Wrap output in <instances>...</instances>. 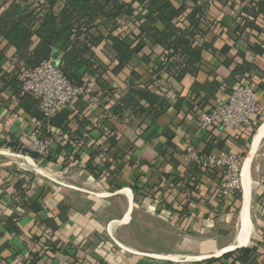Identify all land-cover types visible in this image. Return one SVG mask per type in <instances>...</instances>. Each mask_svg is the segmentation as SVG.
<instances>
[{"label": "crops", "instance_id": "crops-1", "mask_svg": "<svg viewBox=\"0 0 264 264\" xmlns=\"http://www.w3.org/2000/svg\"><path fill=\"white\" fill-rule=\"evenodd\" d=\"M13 1L0 0V12ZM197 2L205 11V20L199 23L205 34L196 45L201 49L206 43L209 49L202 50L200 71L181 82L159 70L166 55L162 47L150 38L139 39L137 29L125 24L117 33L137 48L132 68L138 77L131 76L129 68L115 72L118 62L100 49L98 56L108 68L103 79L113 95L105 97L102 87L93 82L99 101H92L94 96L75 100L66 107L70 116L61 129L28 114L13 93L0 92V264H29L34 259L37 264H198L243 249L235 246L213 256L235 245L243 192L240 201L234 193L225 197L224 170L190 174L185 158L190 151L243 158L251 152L257 131L250 139L246 128L202 130L200 123L217 99L227 100L237 88L240 79L232 70L243 63L257 66L248 74L264 108V15L239 34L245 20L242 0ZM191 12L189 7L183 13L182 25H189L186 18ZM156 26L163 28L161 22ZM0 49L6 56L0 69L23 73L25 65L16 60V49L1 37ZM55 54L60 61L59 52ZM153 71L159 80L155 81ZM146 87L169 105L155 123L144 124L134 109L113 114L116 99L133 88ZM33 132L44 137L59 134L51 160L23 152L28 150L27 135ZM9 143L17 144L11 148ZM29 159L35 167H30ZM261 180H254L252 168V232L244 247L255 250L250 264H264V176ZM192 181L194 188L186 186ZM150 210L169 219L171 231L177 233L166 245L168 252L159 250L158 241L148 251L146 243L130 238ZM234 227L236 235L228 244L195 240L196 235L225 238ZM180 235V240L175 239Z\"/></svg>", "mask_w": 264, "mask_h": 264}, {"label": "trees", "instance_id": "trees-1", "mask_svg": "<svg viewBox=\"0 0 264 264\" xmlns=\"http://www.w3.org/2000/svg\"><path fill=\"white\" fill-rule=\"evenodd\" d=\"M177 1L179 3L176 5L172 0L13 1L8 9L0 12V37L8 47L16 49V60L25 65V70L23 73L18 69L7 72L1 68L0 92L13 93L20 99V106L28 114L61 129L70 116L67 108H62L55 117L47 119L40 111L36 97L22 93V75L24 77L25 72L52 59L57 51L60 55V68L73 86L82 87L97 82L104 90L105 97L112 96L113 91L103 79L108 68L99 58L98 51L101 49L112 61L118 62L115 72L129 68L131 76L137 78L138 75L132 68L137 48L129 45L117 33L126 25L137 29L139 39L150 38L165 51V62L159 70L162 69L179 82L188 75L197 74L201 68L202 50L209 49L206 43L201 49L196 45L205 34L199 28L200 21L205 20V11L197 4L198 0ZM242 3L240 12L245 20L243 27H239V34H245L248 29L253 28L258 16L264 15V0H242ZM189 7L192 12L186 18L189 25L185 26L180 18ZM156 22H161L163 28L159 29ZM102 30H106L108 34L105 35ZM5 58V51L0 49V63ZM255 70L257 66L243 63L233 68L232 74L241 79ZM153 73L156 75L155 81L159 80L157 71ZM90 96L98 97L97 93L92 92L75 100L80 101ZM168 108L164 97L155 91L147 87L133 88L124 98L116 99L113 114L119 115L128 109H134L138 119H143L144 124L152 125ZM262 112L263 108L259 105L258 116L246 128L250 139L256 132L255 124L262 121ZM16 144L9 143L8 147L14 148ZM55 144L56 142L53 145ZM23 152L35 159L39 157L26 149ZM51 159L52 157L48 160ZM188 169V173L197 174L203 168L190 162ZM195 182L186 183V186L194 188L191 184ZM234 195L236 201H240L241 192L236 191ZM254 254L255 250L252 248L243 247L226 254L223 259H210L198 264H250ZM29 264H37V261L34 259Z\"/></svg>", "mask_w": 264, "mask_h": 264}, {"label": "built area", "instance_id": "built-area-1", "mask_svg": "<svg viewBox=\"0 0 264 264\" xmlns=\"http://www.w3.org/2000/svg\"><path fill=\"white\" fill-rule=\"evenodd\" d=\"M93 83L86 86H73L64 76L59 61L50 59L24 75L21 91L36 97L40 111L47 119L55 117L62 108L71 106L75 99L93 92ZM92 101H99L93 97ZM259 113V103L250 74H245L239 85L227 100L217 99L213 109L201 120V129L213 127L243 129L252 125ZM59 139V134L44 137L37 132L27 135L28 151L35 153L42 160L53 157V144ZM28 157H31L28 155ZM188 163L194 162L203 169H221L225 172L222 182V194L231 196L241 188V171L244 163L242 156L222 153L215 157L204 155L198 151H190L186 155Z\"/></svg>", "mask_w": 264, "mask_h": 264}, {"label": "rangeland", "instance_id": "rangeland-1", "mask_svg": "<svg viewBox=\"0 0 264 264\" xmlns=\"http://www.w3.org/2000/svg\"><path fill=\"white\" fill-rule=\"evenodd\" d=\"M262 121L259 122V124H255L257 125L256 131L257 129L260 127V125L264 122V108H263V112H262ZM25 156V155H24ZM248 155H246L244 159L247 158ZM257 158V159H256ZM253 178L256 181L257 178H262V176H264V140L262 142V144L260 145V149L258 150L256 157L254 159V164H253ZM263 181L261 180V183ZM263 185V184H262ZM242 191V187L240 188V192ZM243 192V191H242ZM148 213H146L145 215H143V219H142V223L140 224V230H136L135 233L132 235H130L131 239L139 241V244L144 245V243H146L147 245V250H151L152 248H155V246L153 245L154 242H157V245L159 246V250L164 251V252H168L169 251V246H166L167 243H170V238L173 237L172 233L174 235H177V233L175 231H171V221L169 219H166L164 216H160V214L157 213H153L151 210L147 211ZM252 218V217H251ZM159 225V226H158ZM155 226H158V228H155ZM162 227V229L160 230L159 228ZM133 232V230L131 231V233ZM251 232H252V223H251ZM179 234V233H178ZM236 235V227H234V229L232 230L231 234H229L227 237H220L218 238H214V237H209V238H205L201 235H196L195 240L198 242L199 240L201 241V244H203V241H209V240H213L217 241L219 244L218 245H222V244H228L230 242L233 241L234 237ZM162 236V238H161ZM213 236V235H212ZM216 236V235H214ZM175 239H179L182 238L181 235L180 236H175ZM199 237V238H197ZM251 241V238H250ZM249 241V243H250ZM249 243L246 245L248 246ZM200 246V245H198ZM166 254V253H164ZM148 256H153V254L147 253ZM198 256H200L198 254ZM166 257V256H165ZM178 260V259H177ZM198 260V259H197ZM165 261V260H164ZM172 262V261H169Z\"/></svg>", "mask_w": 264, "mask_h": 264}, {"label": "bare ground", "instance_id": "bare-ground-1", "mask_svg": "<svg viewBox=\"0 0 264 264\" xmlns=\"http://www.w3.org/2000/svg\"><path fill=\"white\" fill-rule=\"evenodd\" d=\"M263 140H264V123L259 127V129L257 130V132L255 134L251 152L248 154L247 158L245 159L243 167H242V171H241V187H242V191L244 194V205H243V208H242L240 215H239V228H238V232L236 235L235 245L230 246L229 248H226L225 250H222L213 256H216V257L221 256L223 253H227L230 250H233L235 248V246L237 248L246 247V245L250 241V238H251V214H250V211H251V198H252L251 196H252V190H253V182H252V168H253V166H252V164L254 162V159L256 157L258 150L260 149V145H261ZM25 161H26V159H25ZM27 161H30V167H35V165L33 164V162L30 159ZM157 257L163 258V259H168V260L181 259V258H178L179 256H167V257L157 256ZM209 257H210V255H209Z\"/></svg>", "mask_w": 264, "mask_h": 264}, {"label": "water", "instance_id": "water-1", "mask_svg": "<svg viewBox=\"0 0 264 264\" xmlns=\"http://www.w3.org/2000/svg\"><path fill=\"white\" fill-rule=\"evenodd\" d=\"M54 59H55V60H58V54H55V55H54Z\"/></svg>", "mask_w": 264, "mask_h": 264}]
</instances>
